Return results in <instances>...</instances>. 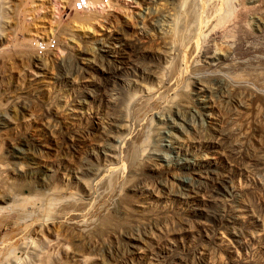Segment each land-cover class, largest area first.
Masks as SVG:
<instances>
[{
    "label": "rangeland",
    "instance_id": "obj_1",
    "mask_svg": "<svg viewBox=\"0 0 264 264\" xmlns=\"http://www.w3.org/2000/svg\"><path fill=\"white\" fill-rule=\"evenodd\" d=\"M71 2L0 0V264H264V0Z\"/></svg>",
    "mask_w": 264,
    "mask_h": 264
},
{
    "label": "built area",
    "instance_id": "obj_2",
    "mask_svg": "<svg viewBox=\"0 0 264 264\" xmlns=\"http://www.w3.org/2000/svg\"><path fill=\"white\" fill-rule=\"evenodd\" d=\"M90 0H72L71 7L74 11H83L90 5Z\"/></svg>",
    "mask_w": 264,
    "mask_h": 264
},
{
    "label": "bare ground",
    "instance_id": "obj_3",
    "mask_svg": "<svg viewBox=\"0 0 264 264\" xmlns=\"http://www.w3.org/2000/svg\"><path fill=\"white\" fill-rule=\"evenodd\" d=\"M10 193V192H9ZM9 196V195H8ZM12 198H13V196H12ZM49 199V198H48Z\"/></svg>",
    "mask_w": 264,
    "mask_h": 264
}]
</instances>
